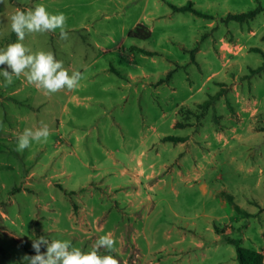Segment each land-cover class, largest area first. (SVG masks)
Segmentation results:
<instances>
[{"label":"rangeland","instance_id":"obj_1","mask_svg":"<svg viewBox=\"0 0 264 264\" xmlns=\"http://www.w3.org/2000/svg\"><path fill=\"white\" fill-rule=\"evenodd\" d=\"M189 1L211 17L172 8ZM258 4L264 0H0V48L17 41L11 13L43 5L65 14L67 38L57 29L26 33L22 43L81 73L80 103H68L65 113L67 88L48 93L23 75L0 86V264L35 255V237L68 239L87 252L105 233L115 239L110 254L119 264H239L230 238L262 252L264 264V70L251 73L264 59L252 50L264 52V11L224 20ZM138 23L150 30L147 39L129 36ZM180 101L177 123L185 127L169 128L160 112ZM45 124L47 142L16 151L25 128ZM157 124L168 135L193 137L158 142ZM143 135L154 145L147 153L158 160L155 169L162 161L167 171L191 169L178 164L182 153L184 163L198 160L200 179L176 177L174 189L163 174L129 180ZM101 180L126 186L115 188L121 204Z\"/></svg>","mask_w":264,"mask_h":264},{"label":"clouds","instance_id":"obj_2","mask_svg":"<svg viewBox=\"0 0 264 264\" xmlns=\"http://www.w3.org/2000/svg\"><path fill=\"white\" fill-rule=\"evenodd\" d=\"M10 29L17 36V41L5 48H0V86H8L14 78L23 75L29 84H34L48 93H55L62 88L75 89L81 80L80 71H69L63 62L56 59L50 51L31 52L22 41L26 33H43L59 29L61 38H67L66 16L63 12H49L43 5L28 10H16L10 15ZM50 136L48 126L25 128L16 139V151L23 152L34 142H47ZM115 245L111 233L99 236L95 246L85 252L76 247L71 240L45 236L35 237L32 247L35 255H24L21 264H119L116 257L110 254ZM44 246L46 251L41 252ZM100 248L109 252L101 255Z\"/></svg>","mask_w":264,"mask_h":264},{"label":"crops","instance_id":"obj_3","mask_svg":"<svg viewBox=\"0 0 264 264\" xmlns=\"http://www.w3.org/2000/svg\"><path fill=\"white\" fill-rule=\"evenodd\" d=\"M102 71H104V69H102ZM99 72V71H98ZM97 72V73H98ZM96 76L90 78V81L94 82L96 81L95 79ZM82 85L84 83H81ZM80 85V83H79ZM78 88V87H77ZM102 88H106V87H102ZM76 89V88H75ZM75 89H67L66 91V98L64 99L63 103H62V106H61V110L62 112H68L67 108H68V103L70 102H74V103H80V100L78 99V94L75 92ZM174 90V89H173ZM84 98H86V100H92L93 99V95H86ZM182 102L183 101H180L178 103H176L173 107L172 110L170 111H167V110H164L162 109L161 112H160V115H159V118L161 119V123H166L168 125L169 128H182V127H185V126H178L177 125V121L179 119V107L182 106ZM156 122V121H155ZM64 125V120L63 118H59L57 119V126L55 127L56 131L59 130V128H61L62 126ZM159 125H154L153 129H154V132L156 134V137L158 139V142L160 141H172V142H175L177 143L178 145H183V144H188L190 143L191 139H192V135L191 137L187 136V139H183V137L185 138L186 135H168L166 133H163V131H160L159 130ZM151 128V127H150ZM166 136H174V137H180L182 139L180 140H165L164 137ZM147 142V137L146 135H143L140 137V143L141 145H144V148L140 150L139 153H132L131 157L135 160V166H134V169L129 173L130 177H129V180L131 179V176L133 175V177H135V180L136 181H141L142 180V177L144 176V178H148V177H153L155 175H159V174H163L164 176H162V180H164V182H169L171 181V188L174 189V185L175 183H173L176 179V177H178V179L180 181H185L186 179L187 180H190V179H200V175L201 173H199V171L197 170V168H195L194 164H198V160L196 162H194V158L191 159V160H188V162L184 163V154L181 153V155L179 157H177V162L179 165H182V166H186L188 165L189 168L191 169H186L185 171H181L180 169L178 168H175L171 171H167V167L169 165V161H162L161 163L158 164V169H155V166H156V163L158 160H152V161H149L148 160V150H150L151 147L153 146H149ZM151 144H154L151 143ZM156 155L159 156V151L156 150ZM183 156V157H182ZM116 161H114L115 163ZM145 164L146 167H145ZM148 169V170H147ZM108 171V169H106ZM125 173H127V170H122L121 171V175H124ZM135 173V174H134ZM165 175H167L169 177V179H166L165 178ZM138 177V178H137ZM100 182V185L102 186H105L106 188V191L110 192V193H113V197H114V200L119 202L120 203V199L118 198L117 196V188H119L118 190H123L125 189V185H116V186H113L111 185L110 183L106 182V181H99ZM85 187L88 189L89 191V196H95L96 192H93L92 190V186L91 187H88V183L87 185H85ZM116 188V189H115ZM114 189V190H113ZM125 194L126 195H134L135 197V192L133 191H125ZM105 196V193L104 194H101V197L103 199V197ZM100 198V201H101V204H103V200H101ZM118 198V199H117ZM135 200V199H133ZM133 200H130L129 202L132 203ZM141 202H138V204H140ZM121 204V203H120ZM134 204V203H132ZM93 207V206H91ZM260 252V251H259ZM262 253V252H261ZM263 254V253H262Z\"/></svg>","mask_w":264,"mask_h":264},{"label":"trees","instance_id":"obj_4","mask_svg":"<svg viewBox=\"0 0 264 264\" xmlns=\"http://www.w3.org/2000/svg\"><path fill=\"white\" fill-rule=\"evenodd\" d=\"M172 8L174 11H192L198 15L205 16V17H211L210 15L203 13L199 10H197L195 7L192 6V2H188L187 4L183 6H176L172 5ZM264 11V6L261 4H258L254 9L249 10L247 12H242V13H232L229 14L224 20L228 19H235L237 21L243 22L249 19H252L256 14L259 12ZM129 36L131 38L135 39H147L150 36V30L146 28V26L142 23H138L130 32ZM262 40L264 41V35L262 36ZM138 51L143 52L145 54H159L161 52L156 51V50H149V49H143V48H137ZM253 51L260 52L262 53L264 57V52L258 48V47H253ZM264 70V59L261 65H259L256 68L251 69L252 74L259 73L260 71ZM216 96H213V98ZM211 99H208L201 103L199 107L201 109H205L209 104H211ZM178 126H182L181 122L177 123ZM165 140H180L182 138L180 137H174V136H166L164 137ZM222 195L225 196V199L233 205L234 209L240 213H245L246 215H249L248 212H245L239 205L233 202V199L231 195L225 194V192H222ZM229 242L235 245L236 247V257L238 260L239 264H263V254L253 248H247L241 245L240 240L235 239V238H230Z\"/></svg>","mask_w":264,"mask_h":264}]
</instances>
